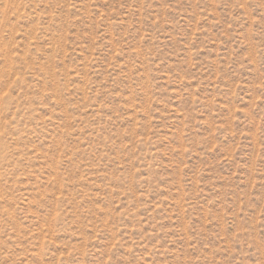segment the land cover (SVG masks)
I'll return each instance as SVG.
<instances>
[{
	"label": "rangeland",
	"instance_id": "374dc122",
	"mask_svg": "<svg viewBox=\"0 0 264 264\" xmlns=\"http://www.w3.org/2000/svg\"><path fill=\"white\" fill-rule=\"evenodd\" d=\"M0 264H264V0H0Z\"/></svg>",
	"mask_w": 264,
	"mask_h": 264
}]
</instances>
